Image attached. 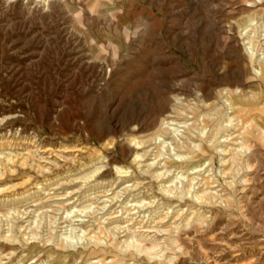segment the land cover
Returning a JSON list of instances; mask_svg holds the SVG:
<instances>
[{
  "label": "rangeland",
  "instance_id": "rangeland-1",
  "mask_svg": "<svg viewBox=\"0 0 264 264\" xmlns=\"http://www.w3.org/2000/svg\"><path fill=\"white\" fill-rule=\"evenodd\" d=\"M0 264H264V0H0Z\"/></svg>",
  "mask_w": 264,
  "mask_h": 264
},
{
  "label": "bare ground",
  "instance_id": "bare-ground-1",
  "mask_svg": "<svg viewBox=\"0 0 264 264\" xmlns=\"http://www.w3.org/2000/svg\"><path fill=\"white\" fill-rule=\"evenodd\" d=\"M229 101H231V100H229L228 99V101L227 102H229ZM230 104H231V102H230ZM229 104V105H230ZM136 157V156H135ZM139 157V156H138ZM14 159V158H13ZM201 170V169H200ZM200 175V174H199ZM194 179V178H193ZM196 179V178H195ZM192 181V180H191ZM193 183L192 182H190L189 184H188V187L187 188H185V184L183 183L180 187H178L177 186V184H175L174 186H167V188H166V190H169V189H171V191H176V190H178V189H181V191H183V189H186V191L188 192V194H190L192 197H193V194H194V191H193V189L195 188V186H193L192 185ZM170 191V190H169ZM195 195V194H194ZM199 198H201V196L199 197ZM144 205H142V203H136L135 204V209L137 208V211L138 212H140V213H142V212H144V211H142V207H143ZM30 237V236H29ZM32 239H34V238H36V235L35 234H32V237H31ZM135 245V244H134Z\"/></svg>",
  "mask_w": 264,
  "mask_h": 264
}]
</instances>
